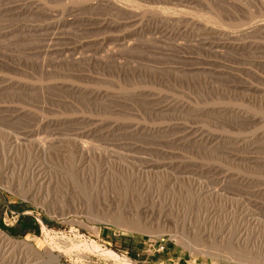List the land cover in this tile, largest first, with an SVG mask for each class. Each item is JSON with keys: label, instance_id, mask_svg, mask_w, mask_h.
Returning a JSON list of instances; mask_svg holds the SVG:
<instances>
[{"label": "rangeland", "instance_id": "rangeland-1", "mask_svg": "<svg viewBox=\"0 0 264 264\" xmlns=\"http://www.w3.org/2000/svg\"><path fill=\"white\" fill-rule=\"evenodd\" d=\"M0 232V264H264V0H0Z\"/></svg>", "mask_w": 264, "mask_h": 264}, {"label": "bare ground", "instance_id": "bare-ground-1", "mask_svg": "<svg viewBox=\"0 0 264 264\" xmlns=\"http://www.w3.org/2000/svg\"><path fill=\"white\" fill-rule=\"evenodd\" d=\"M0 235L3 237V240L8 241L9 243L11 242L12 239L10 240L6 235L1 234V232H0ZM8 242H7V243H8ZM104 251H105V250H104ZM106 254H107V253H106ZM108 254L110 255V253H108ZM54 259H55V258H54ZM56 259H57V258H56ZM119 259H120V258H119ZM120 260H122V259H120ZM122 261H123V260H122ZM122 261H121V262H122ZM123 263L130 264L129 261H127V260L124 261Z\"/></svg>", "mask_w": 264, "mask_h": 264}]
</instances>
